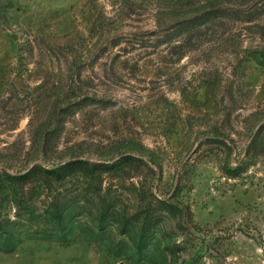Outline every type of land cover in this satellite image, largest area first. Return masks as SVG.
<instances>
[{"label":"rangeland","instance_id":"rangeland-1","mask_svg":"<svg viewBox=\"0 0 264 264\" xmlns=\"http://www.w3.org/2000/svg\"><path fill=\"white\" fill-rule=\"evenodd\" d=\"M262 4L0 0V172L78 160L101 172L26 184L37 213L53 198L86 209L67 241L26 221L0 264H264V12L173 36L205 11ZM100 199L114 217L95 240L87 209ZM149 206L162 219L130 260L122 223L136 237Z\"/></svg>","mask_w":264,"mask_h":264},{"label":"trees","instance_id":"trees-1","mask_svg":"<svg viewBox=\"0 0 264 264\" xmlns=\"http://www.w3.org/2000/svg\"><path fill=\"white\" fill-rule=\"evenodd\" d=\"M264 12V4L260 7L253 9L252 11H240L232 8H216L213 10L205 11L201 15L190 18L187 21L179 22V32L175 30L173 36L188 32L196 34L195 31L201 27L220 21L222 19H232L235 17L252 19L256 13ZM260 15V14H259ZM129 156L124 157V159ZM131 157V156H130ZM78 165H85L79 168ZM72 167L70 169H67ZM242 169L241 166L234 168H227L226 173L235 177ZM81 171L84 177H95V175H101L95 164L85 161H72L61 166L59 168H44L42 166H33L28 171L22 174H9L7 172H0V250L4 252H12L23 241L25 222L30 223L32 232L35 237L39 239H53L58 241H67L68 235L74 233V229H77L78 225L73 221L70 224V219L74 216L82 215L84 205L73 204V200L68 198L66 200H59L53 198L52 201L44 208L42 213H37L36 208L28 203L22 196V188L26 184H46L50 185L52 181H60L74 172ZM76 174V173H75ZM9 200L12 205L15 206V217L13 220L6 217L2 213L3 200ZM100 204L93 210L87 209V212L92 215V229L97 231L94 234V239L98 240V237L102 236L106 225L113 219V204L107 202L108 200L100 199ZM2 202V204H1ZM159 206L163 211H171V204L160 201ZM157 208V207H156ZM162 219L161 213L156 212V209L149 206L144 214L143 221L140 227V232L134 237L130 233V226L128 222L122 223L121 231L127 235L134 248V253L130 254L128 258L134 259V255H137L139 259H142L146 254L149 246L152 243L153 231L157 223ZM132 224V223H130ZM20 227V228H19ZM92 230V231H93ZM88 232V234L94 232ZM28 234V233H27ZM108 253L113 254L111 248L107 249ZM145 253V254H144Z\"/></svg>","mask_w":264,"mask_h":264}]
</instances>
